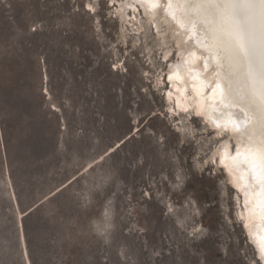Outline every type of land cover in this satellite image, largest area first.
I'll use <instances>...</instances> for the list:
<instances>
[{
	"label": "rangeland",
	"instance_id": "obj_1",
	"mask_svg": "<svg viewBox=\"0 0 264 264\" xmlns=\"http://www.w3.org/2000/svg\"><path fill=\"white\" fill-rule=\"evenodd\" d=\"M124 1L0 0V264H254L219 139L170 116V28Z\"/></svg>",
	"mask_w": 264,
	"mask_h": 264
},
{
	"label": "snow or ice",
	"instance_id": "obj_2",
	"mask_svg": "<svg viewBox=\"0 0 264 264\" xmlns=\"http://www.w3.org/2000/svg\"><path fill=\"white\" fill-rule=\"evenodd\" d=\"M131 2L136 6L151 5L153 11H159L163 5L164 11L173 21H176L179 15L182 35L188 37L189 47L192 46L193 33L196 36L204 35L205 43L211 45L202 49L208 53V58L203 60L204 70L205 72L217 70L218 79L215 87L209 84L213 94L219 91L221 99H232L234 103L243 102L248 109L245 111L244 107H238L233 111L232 105H226L224 111L232 112L234 119L224 124L213 120V126L218 130L220 139L231 135L240 138L241 142H247L249 146L255 145L249 182L250 185L264 191V0H131ZM173 4L177 5L178 13L171 7ZM94 5H99V0H92L85 7L94 12L96 10ZM115 5L116 0H107L108 7ZM120 6L122 8L123 4ZM35 30L34 28L33 31ZM180 47H184L183 41ZM213 51L216 53L215 56L212 55ZM171 55H180V50ZM190 55L195 56V53L192 52ZM196 59L200 61L201 58ZM242 72L247 88L234 92L231 84L227 90L222 87L221 79L235 81ZM249 112L252 113L251 116ZM248 186L246 185V189ZM245 195L247 196V190ZM97 227L99 229L100 226ZM254 264H259V261H254Z\"/></svg>",
	"mask_w": 264,
	"mask_h": 264
},
{
	"label": "bare ground",
	"instance_id": "obj_3",
	"mask_svg": "<svg viewBox=\"0 0 264 264\" xmlns=\"http://www.w3.org/2000/svg\"><path fill=\"white\" fill-rule=\"evenodd\" d=\"M121 4H123L122 8ZM118 5V8L121 9L120 20L123 26L120 25L121 28L129 30L130 26V31L133 33L132 37L137 42L142 43L144 40L147 43L149 22L155 25L154 29H157L158 33L160 32L158 20H162L163 27L170 28L174 44L177 45V50H180V55H177L176 59L169 58L170 49H165L161 53V59L166 60L167 63L172 61L168 63V70L164 76L166 88L170 87L164 92L167 102L172 105L170 116L180 123H184L188 116L198 118L207 131L219 139L220 144L214 151V154L217 155L216 164L222 169L230 187L240 196L241 228L248 238V242L252 245L256 258L260 264H264V191L250 185L249 182V174L253 165L252 153L255 145L249 146L247 142H241L240 138L231 135L225 139H220L217 134L218 130L214 128L212 123L213 120L221 124L230 122L234 116L232 112L224 111L225 106L232 105L233 111L238 107H244L245 111H248L245 103H234L232 99L228 98L221 99L219 91L213 94L209 84L215 87V82L218 79L217 70L205 72L203 60L208 58V53L202 50L211 47V45L205 43L203 34L196 36L193 33L194 39L191 41L192 46L189 47L188 37L182 35L183 29L180 27L179 15H177V20L173 21L164 11L163 5L160 6L159 11H153L151 5H140L145 18L138 19L137 14L133 11L136 5L131 0H125ZM171 7L178 13L177 5L173 4ZM127 10H129L128 14ZM166 38L165 35L159 37L161 45L167 42ZM181 41L184 42L183 48L180 47ZM150 47L148 44L144 47V55L149 63L152 56ZM192 52L195 53V56L190 55ZM212 55H216L215 51ZM196 57H200V61H197ZM220 83L225 90L231 84L234 92L247 88V84L244 83L243 72L235 81L221 79ZM251 115L252 113L249 112V116ZM228 126L231 129L230 123ZM237 150L239 155H237ZM246 185H249L247 189ZM245 190H247V196Z\"/></svg>",
	"mask_w": 264,
	"mask_h": 264
},
{
	"label": "water",
	"instance_id": "obj_4",
	"mask_svg": "<svg viewBox=\"0 0 264 264\" xmlns=\"http://www.w3.org/2000/svg\"><path fill=\"white\" fill-rule=\"evenodd\" d=\"M59 120H61V117H59V115H58V126H59ZM51 129V128H50ZM49 133H51V131H49ZM130 133H132V131L130 132ZM53 133H51V135H52ZM2 143V141H0V144ZM56 143H58V139H56ZM56 146H57V144H56ZM4 153H3V146H2V155H3ZM5 157L3 156V162H4V164H5ZM6 165H7V163H6ZM212 247H214V249H215V245L213 244L212 245Z\"/></svg>",
	"mask_w": 264,
	"mask_h": 264
},
{
	"label": "crops",
	"instance_id": "obj_5",
	"mask_svg": "<svg viewBox=\"0 0 264 264\" xmlns=\"http://www.w3.org/2000/svg\"><path fill=\"white\" fill-rule=\"evenodd\" d=\"M40 78H41V76H40ZM41 82H42V80H41ZM43 98H44V96H43Z\"/></svg>",
	"mask_w": 264,
	"mask_h": 264
}]
</instances>
